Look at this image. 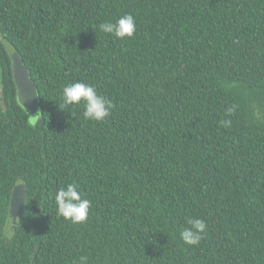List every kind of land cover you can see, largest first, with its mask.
Listing matches in <instances>:
<instances>
[{"label":"trees","instance_id":"obj_1","mask_svg":"<svg viewBox=\"0 0 264 264\" xmlns=\"http://www.w3.org/2000/svg\"><path fill=\"white\" fill-rule=\"evenodd\" d=\"M126 14L134 37L100 30ZM7 45L37 87L36 123ZM0 65V264H264V0H0ZM75 82L111 115L64 105ZM73 182L91 201L78 224L55 203ZM191 218L208 225L199 245L180 238Z\"/></svg>","mask_w":264,"mask_h":264},{"label":"clouds","instance_id":"obj_2","mask_svg":"<svg viewBox=\"0 0 264 264\" xmlns=\"http://www.w3.org/2000/svg\"><path fill=\"white\" fill-rule=\"evenodd\" d=\"M101 31L113 35L119 40L134 37L137 25L133 15L126 14L115 22L105 21L99 25ZM62 99L64 105H79L83 103V116L86 120L102 122L108 118L113 108V101L97 92L91 84L83 82L70 83L63 88ZM232 109H229L231 112ZM57 213L60 217L73 224L83 223L88 219L91 201L85 199L79 186L73 182L61 187L55 194ZM188 227L180 232V238L187 245H199L207 231V223L203 219L191 218L187 220ZM7 239H12L14 230L5 229ZM87 257L80 258V264H87Z\"/></svg>","mask_w":264,"mask_h":264},{"label":"water","instance_id":"obj_3","mask_svg":"<svg viewBox=\"0 0 264 264\" xmlns=\"http://www.w3.org/2000/svg\"><path fill=\"white\" fill-rule=\"evenodd\" d=\"M11 56L12 59V73L17 89V99L21 107L32 116L34 120L39 118L41 113L40 99L37 87L30 77V73L23 62L20 54L15 51ZM27 202V189L24 184L17 185L12 193L8 226H13L14 229L19 226L22 221Z\"/></svg>","mask_w":264,"mask_h":264},{"label":"rangeland","instance_id":"obj_4","mask_svg":"<svg viewBox=\"0 0 264 264\" xmlns=\"http://www.w3.org/2000/svg\"><path fill=\"white\" fill-rule=\"evenodd\" d=\"M7 50H8L9 53H10V57H11V56H14L13 54L15 53V50H14L11 46L7 45ZM0 85H1V65H0ZM28 116H29L30 121H31L32 123H36V122H37L38 118H37L36 120H34V119L32 118V116H30L29 114H28ZM18 185H21V184H18ZM17 228H18V226H17ZM17 228L14 229L13 226H8V225H7L5 229H8V230H14V232H15Z\"/></svg>","mask_w":264,"mask_h":264}]
</instances>
